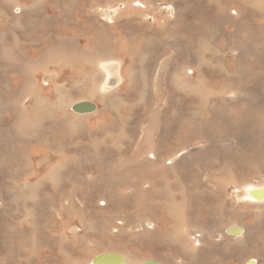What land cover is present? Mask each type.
<instances>
[{
    "label": "rangeland",
    "instance_id": "obj_1",
    "mask_svg": "<svg viewBox=\"0 0 264 264\" xmlns=\"http://www.w3.org/2000/svg\"><path fill=\"white\" fill-rule=\"evenodd\" d=\"M105 1H110V3ZM131 2H134V7L138 9L136 11L138 15H136V19H134L132 22L131 21L128 22L127 26L134 31L137 37L139 36L137 38V41L133 44V48L138 50L137 56L130 58L120 57L119 56L120 51L125 52L127 46L125 45L120 46V44L116 43V39L118 38V36H115L116 37L115 38L114 35L112 34H110V36L107 37L109 42H106V44L103 43L101 45H96V43L93 40V43L89 47L90 52L93 51L90 54L96 52H103L106 48H109L112 52H114V55L116 56L115 60H118L119 57L124 60L123 62L120 60L122 62L121 73L123 75H125L124 74L125 71L126 74L129 75L128 71L136 70L137 76H139V79H136V81H134L133 84L131 83L130 80L127 79L122 80L121 84L118 86L119 89L116 90V96H119V98H117L119 99L118 102L115 101V105L118 104L117 107L115 106L116 110L113 109L110 112L107 110L108 111L107 114L110 116L111 119L116 117V115L119 116L120 118L119 123H117L115 120L114 122L110 121L109 123L106 124L107 128L109 129L108 131L109 139L106 142V146L108 147V152H107V157L101 154L100 155L105 165L108 167L103 166V168H101L99 167V164H96L94 161H91V159L88 158V155L89 153H91L93 148L94 150L98 149V144L97 145L96 143L92 144V149L88 150L89 149L87 147L88 141L85 142L83 140L81 143L77 144L73 138H70L68 136L67 133L66 135L63 134L64 132L62 131H65L66 127L59 126L57 129H51L47 133H44V135L41 134L42 136H45V142L49 139L47 141L48 145L46 144L44 146L43 144H40L38 142L40 136H38L37 139H31L29 137L30 134L26 133L25 138L15 137L14 131L12 129L13 128L12 123L14 122V119H12V117L9 114L8 116L7 114L5 116V119L8 118L7 119V121L9 120L8 122L4 118H0V122H4L2 124L3 127L1 128L3 131L0 130V169H1L0 170V191H1L0 192V249H1L0 264H45L43 263L44 261L43 259L47 258L44 256L48 255V251H50L53 254L54 260L52 262V259H50L51 257H49V260L47 262L49 264H55L58 261L57 254H59L60 248L67 243V242L63 244L59 243L58 239L61 237L64 238L66 237V239H68V241H70L71 243L76 242L78 240L77 235L80 236V233L82 232L81 231L83 226V223L81 222L82 216H85V218L91 222L93 221L94 223H100L101 216H98L100 215L98 213L97 215L95 214L94 217H88L89 215L87 214V212H77L73 215H70L68 211L69 208L68 207L69 204L67 202L68 197L66 196V194L72 191V186L70 185H72V183L77 181V179H79V181L81 180L80 183L83 184L87 182L88 183L93 182L96 188L100 186V182L107 184L115 183L112 177L115 176L116 174H114L115 172H113L112 167L115 166V163L119 160H125L129 162L128 165L119 169H122V171H125L128 168H129L128 170H134L135 165L131 164V162H133L134 156L137 157L138 152H136L133 149H135L136 147L135 142H137L136 139L139 138L140 133L144 134L146 133V131L147 132L150 131L149 133H152L155 136L159 135L162 137L163 135H167V140L164 141L162 138H160V142H158L157 140L155 144L156 148L157 145L158 148L163 147L162 151L165 154H167L178 150L181 146L184 145H191V146L196 145L195 140H193L189 136V133L193 129H196V127L198 128L201 126V128H207L209 126H213L216 124V126L212 127L214 132L209 136V138L213 140L210 141V143L206 142V147L211 146L212 148H207L205 152H203L205 154L201 153L202 155L200 154V156L196 160L195 158H192L190 161H187L189 163L186 162V165L185 164L183 165V168L186 169V171L184 170L183 171L184 174L181 173L178 178L174 177V172L171 173V171L162 174L164 180L158 179L157 181L158 189L160 190L159 192L157 191L154 194L146 195L145 193L139 191L134 192L133 190H129V189L118 191L120 197L122 198V203H120V206L121 209L123 210L122 214H124L122 217L121 215H118V219L119 217H121V219L123 218L124 220H126L123 221L122 219L124 223V228H130L136 222L142 221L144 216H148L149 221L155 224L154 232L156 233V235L164 234L165 236L166 234H169L172 228L171 226L173 225V221L168 215V207L170 206L171 201L173 200L171 196H172V192H175L174 187H176L177 185L182 186L184 188L183 189L184 191L183 193H180L177 196L175 195L176 198L175 197L173 198L177 200V202H181L185 199L183 202L185 203L187 202V209L189 208L188 210H190L187 212V214L190 216H198L204 224H207L208 226H213L214 223L209 224L210 223L209 219H205V216H201L198 213H196L197 211L196 205L199 206V204H201L200 202L201 200H207L206 193L203 190L200 189L199 192L197 193L199 198L197 199L198 202H196V204L189 203L190 201L189 199L191 200L194 199L192 198L191 195L193 193L191 188H192L193 179L195 177V171L193 169H190V167L193 165V163H196L197 161H199L201 166L206 170L207 177L210 181L212 180V176L213 177L219 176L222 182H224L226 180L225 178H227V172L225 168L229 167L233 169L234 166L235 167L237 166V164L238 165L241 164L245 168H248L252 174H253V169H259V170L263 169L262 172L264 171V148L259 149V147H264V123H262V121L259 122V120L255 117L252 122V119H250L249 116H245V118H248V120L238 124L239 123L238 120L233 122V116L229 110L230 105L233 104L236 105V103L239 101L238 97L239 98L247 97L248 100L252 101L254 107L256 103H261L263 104L262 106H264V102L262 101L264 99L263 97L264 96V43H263L264 42L263 41L264 40V0H137V1L136 0H120V1L119 0H18L17 4H21V5L35 4V5H39L40 7L39 11L37 12L34 11L35 14L32 16L33 17L31 18L32 22H30L29 25L30 28L28 30L21 32L24 34V36L21 33H20L21 35L19 34L20 35L19 37H24L23 42L25 43V45H21V47L23 48V50L28 48L30 60L31 61L33 60L34 65L41 64V62H43V60L45 59V56H43L42 54L41 56L36 58L33 53L34 51L31 47H38V45H41L40 44L41 41L39 40L40 38L36 35V32L37 30H40V28L42 27L49 28L51 26L52 21L49 20L48 18H53L58 25V26L56 25V28L53 26L52 29H55L57 32L61 34L66 33L64 35L68 36V34L72 33V31L73 32L78 31L77 29L79 28L78 25L79 23L76 24V22H78L76 20L77 19L76 14L79 13V8L81 9L82 7L83 12L85 13V9L88 10L89 7L93 6V9L95 10H93L87 15L93 18L94 20L102 19L103 17L104 19H107V21L110 19L112 20L117 16V14L114 13L119 14L117 17L123 16L120 19L116 20L118 24H114L113 27H117V25L122 24L126 21V19L124 18H126L127 17L126 15H128L123 10V6L125 4L129 5L131 4ZM147 3L151 4L152 7L150 5L149 8H147L146 6ZM83 4H86V6L84 7ZM104 6L111 8L112 11L114 10L113 14L112 15L104 14L100 10H98L105 8ZM129 6L132 7V5ZM168 7H170L171 9ZM236 10L239 11V14L237 15H235L234 13V11ZM223 11H226L228 15L222 13ZM99 13H101L103 17ZM209 14L211 17L209 16ZM144 16L146 18H142V20L144 19L145 23H140L139 20L141 19L139 18ZM177 17L179 18L176 21ZM63 22H66L67 25L64 26ZM127 26L123 28L124 32L127 31ZM59 29H61V31H59ZM0 30H6V29L5 28L2 29L0 27ZM25 37H29V39L31 40L30 46ZM109 38H111V40ZM157 41H159V43ZM150 43L152 44L149 45ZM79 46L81 47L84 46L83 40H80ZM148 50L151 51L147 52ZM257 58L258 61L256 60ZM126 59L129 60L127 61ZM165 60H167V62ZM166 63L168 65H166ZM158 64L163 65L164 69H169L168 73L164 74L165 73L164 69H162L163 72L158 73L157 70L154 69V67L157 68ZM183 68L190 69L189 70L190 74L188 76L189 78L187 79L190 80L191 85H193L194 87H197L198 85L199 89L208 92V96L206 99H202L200 95H196L188 91L185 92L178 91L173 81L167 78V77H172L176 73L179 74L180 71L183 70ZM72 71L77 73L82 72V74H85L86 72L91 74L94 71V68H90L89 66L83 69H81L80 67H76L74 69H67V71H64L62 73H59V71L56 70V74L59 73V77L56 78V81L54 83L67 85L66 89H69L70 94H73L72 95L74 96V98L72 97L73 99L77 100L79 96L82 97L83 99L86 96L83 95L80 91L74 92V87L73 84L71 83L74 81L75 82L79 81L80 78L78 77L75 78V75L72 74ZM251 71L253 74L251 73ZM11 75L14 74L12 72H9L8 75L6 76V79H8L9 82H7V80L0 79V85L1 84L3 85L0 86V89L3 93L0 95V97H2L3 95L2 98H4L5 100H10L12 95H14L12 88L15 87L13 86V82L10 80ZM40 75H38V83L41 85L40 87L43 88L44 85H42L43 82L41 81ZM116 77L117 75L113 74L112 77L113 82L116 81ZM242 77L245 80L241 79ZM238 81L242 84L240 85ZM121 85L122 87H120ZM9 87L11 88V91L7 90V88ZM37 87L41 97L42 98L44 97L45 100L48 99L47 101H49L50 97L52 96L44 94V91L41 90V88L38 85ZM243 88L245 89V91ZM127 92L129 93V95ZM232 92L233 93L236 92L232 94L234 98L230 95ZM108 95L110 96L111 94L107 93L105 94V96L103 95V97H106ZM124 98L127 103L126 102L124 103ZM230 98L234 99L235 102L231 101ZM86 100L89 101L90 103H93L98 108L99 113L105 109L103 104L98 102V100H94V99L91 100L86 99ZM227 104H229V106ZM163 105L165 107H163ZM178 105L180 107H178ZM174 106L177 108L174 109ZM175 111L179 113L176 116H173L172 112ZM180 112H182L183 119L180 115ZM26 113L29 115V117L34 119L36 118L34 116V113L32 114L29 110ZM121 113L124 116H122ZM214 115H220V117H216L215 123L211 124ZM17 117H18V113H16L15 120L17 119ZM40 118L41 120H44V122H47L48 120V117H44L42 115ZM188 120L189 122H187ZM128 121L130 122V124L131 123L132 124L127 125V123H129ZM147 121H149V123ZM226 121H229L228 125H224V122ZM123 122L126 125H123L124 124ZM181 125L183 126V128L180 127ZM147 129H149V131ZM117 130L121 131V133H117ZM180 130L181 131L185 130L186 132L185 136L181 137L180 135H178V132ZM6 133H8L9 135ZM115 133L116 135L118 134L119 136L114 135ZM238 133L241 134L242 136V138H240V142L238 143L234 142L235 144H231L229 149L223 148L221 146L218 138L219 136H221L222 134H225L224 136H229L232 134L236 135ZM59 136H62L60 138V141L63 144L66 143L67 146L77 145V147L75 148L69 147L63 149V151H65V153H67L68 156H71L70 152L72 153L71 159L66 157V154L62 155L58 153L59 151L57 149V145L55 141L58 142L57 137ZM47 137L48 139H46ZM123 141L124 143L126 142L124 144L125 146L122 144ZM246 142L247 144L248 143L249 144L247 145ZM11 145L14 146L12 147ZM112 145H115L116 147ZM255 147H257L258 150H260L258 151V153H256L257 148ZM34 149L47 152V159L44 162V167L40 171L35 172V174H33L30 169V166H32L31 161H34V159L31 158V153L35 151ZM51 149L53 151H51ZM243 149L245 152H249V153L251 152L250 153L251 155L249 157L250 159L239 156V150L243 151ZM54 151L58 153V156L57 154H54ZM51 152L53 153L51 154ZM80 152L82 154L79 157ZM83 153L86 155H84ZM111 154L115 156H112ZM128 154L130 155V157H127ZM59 155H62L60 159H59ZM207 155L210 158L207 157ZM110 157L112 159H110ZM105 160L107 161L109 160L110 162L109 161L107 162ZM113 160L115 161L113 162ZM85 161L88 163H86ZM6 162H8L10 165V168L8 169L11 172L8 171L9 173L5 171L7 169L6 166H9L7 165ZM26 163H28L29 165H26ZM251 164L253 166H251ZM57 165H60L61 166L60 168L62 169L67 167L66 173H70L71 171L76 172V176L72 177L71 181L68 182L69 185H67L66 183V185L63 186V189L59 187L55 190V188H53V185H50L49 183H44L40 188L41 190L39 189L40 191L38 192V194L40 195H38L37 193L33 194L30 192H25L24 194L21 195L19 194L17 189L19 185L24 182L23 176L28 182V184L34 185L35 183H37V181L48 177V173L50 174V171L53 169L55 171V174L59 175L58 174L59 169L56 168ZM217 166H221L222 169L224 170L215 172L212 176H208L207 170ZM12 167H18L17 171H14ZM263 174L264 173L260 174L258 177L257 176L254 177L253 175H251L253 177L251 182L264 183ZM232 175L235 176V178H238V176L234 174ZM42 176L44 177L42 178ZM64 187L66 188V190ZM231 191L232 188L230 187L227 194H224L225 196L223 195L224 199H226L225 201L227 204L226 205L227 209H229L228 211H231L232 209H235L234 207L239 206L238 201L235 200L233 201ZM35 195H37V197ZM61 195L64 196L65 198L61 197ZM38 196H40V198ZM77 196H78L76 197L77 208H79L80 206L82 207L85 206L86 208H88L91 203H94L98 200L95 199L93 202L87 204L86 202L82 201V196L80 194H78ZM238 197L241 203L242 202L241 194H239ZM49 198L51 199L52 202L49 200ZM230 198L232 200H230ZM110 204L112 208L115 207L113 201L110 202ZM229 204H231V206L233 207L232 209L229 208ZM241 204L243 205V202ZM147 206H150L148 208V211H150L149 214H146L145 212L147 211H143L142 209L143 207H147ZM194 207L196 211L194 210ZM65 208H67V210ZM53 209H55L56 212ZM32 213H34L35 215ZM25 214H27L28 217ZM24 216H26L27 219L28 218L30 219V223L28 222L29 220L25 219L26 217ZM42 216L46 217V219L43 218ZM71 218H73L74 220H71ZM24 219L26 221H24ZM248 220L249 218L247 216H245L244 218H240L239 216L235 215L229 218L228 224L234 222L238 225L246 226L249 224ZM127 222H129L130 225ZM117 224L120 225L121 222H117ZM74 229L75 231H73ZM165 229L166 230L168 229V231L166 232ZM41 230L43 232H41ZM263 232H264V226H263ZM47 233L49 234L47 235ZM70 233L73 234L71 235ZM35 235H38L39 237ZM43 235L44 236L47 235L48 237L47 236L44 237ZM50 236L52 238H50ZM44 239L45 242H43ZM262 241L264 242V233H262ZM78 247L79 246L75 248L74 253L71 256L72 259L73 258L82 259L83 251L80 250V247L79 248ZM48 248H51V250H48ZM52 248L54 250H52ZM24 249H26L27 251ZM35 251H37L38 254ZM169 252L174 253V251L170 249L168 245H166L165 239L162 237H158L154 239L153 252H150L148 254L146 252H143V254L141 255L136 254V258H144L145 260L152 259L153 261H156L160 264L163 263L173 264L172 263L173 254L172 253L170 254ZM163 253H164V257H163ZM36 254L38 255V257L36 256ZM168 254L170 255V257H167ZM32 255L36 256L37 258L36 257L35 258L37 260L35 259L31 260L27 258L28 256H32ZM233 256L236 257L237 255H233ZM229 257H230L229 254H225V253L221 254L219 256V260L217 264H226V261H228ZM255 257L258 258L262 263V261H264V251L258 252L257 247L253 245L252 249L250 248L247 249V251L242 256V259L255 258ZM176 258L179 259L177 256Z\"/></svg>",
    "mask_w": 264,
    "mask_h": 264
},
{
    "label": "bare ground",
    "instance_id": "obj_2",
    "mask_svg": "<svg viewBox=\"0 0 264 264\" xmlns=\"http://www.w3.org/2000/svg\"><path fill=\"white\" fill-rule=\"evenodd\" d=\"M105 2L110 3V1H105ZM17 3H18V0H0V27L2 29L3 28L6 29V30H0V79L7 80V82H9V80L6 79V76L8 75L9 72H12L14 75L10 76V80L13 82V86L15 87V88H12L14 95H12L10 100H5L4 98H2L3 95H2V97H0V118L5 119L6 114H7V116L9 114L12 117V119H14V122L12 123L13 124L12 129L14 131L15 137L25 138L26 133L30 134L29 137L31 139H37L38 136H40V139L38 142L40 144H43L44 146L47 144V141L49 139L47 137L46 139H48V140L45 142V136H42L41 134L44 135V133H47L51 129H57L59 126L60 127H66V130L62 131V132H64L63 134L66 135V133H67L68 136L70 138H73L77 144L81 143L83 140L85 142L88 141V144H87V147L89 148L88 150L92 149V144H94V143H96V145L98 144V149L94 150V148H93L91 153H89L88 158H90L91 161H94L96 164H99V167H101V168H103V166L108 167L105 165V163L101 157V155L107 157V152H108V147L106 146V142L109 139V134H108L109 129L107 128L106 124L109 123L110 121L114 122L115 120L117 123H119L120 118H119V116L116 115V117L111 119L107 113H108V111L110 112L113 109L116 110L115 108L117 107L118 104L115 105V101L118 102V100H119V99H117V98H119V96H116V90L119 89L118 86L121 84L122 80H124V79L130 80L131 83L133 84L134 81H136V79H139V76H137L136 70H132V71L127 70L129 75L126 74V71L124 72L125 75H123L121 73V68H122L121 64L124 60L122 58H120V57H124V58L129 57L130 58V57L137 56V54H138V50L133 48V44L137 41V38L139 36L137 37L136 34L134 33V31L130 27L127 26L128 22H130V21L132 22L134 19H136V15H138V13H136V11L138 9L134 7V2H131V4H129V5H132L133 8L127 4H125V5L123 4L124 5L123 10L128 14V15H126L127 17L124 18V19H126V21L122 24L117 25V27H113L114 24H118L116 20L120 19L123 16L117 17L119 14L114 13V14H117V16H116L117 18L114 16L115 17L114 19H112V20L110 19L107 21V19H104L103 15L101 13H99L103 18L98 19V20H94L93 18H91L87 15L90 12H92L93 10H95V9H93V6L89 7L88 10L85 9V13L83 12V8L81 7V9L79 8V13L77 12L78 14H76L77 15L76 20L78 22L75 21L76 24L79 23L78 24L79 28L77 29L78 31L73 32L72 28H71L72 33H69L68 36L64 35L66 33L61 34V33L57 32L55 29H52L53 26L56 28L57 23L55 22V20L53 18H48L49 20L52 21L51 26L49 28L48 27H42V28H40V30H37V32H36V35L40 38L39 40L41 41V43H40L41 45H38V47H31L34 51L33 53H34V56L36 58H38L39 56H41L43 54V56H45V59L43 58L44 60H43V62H41V64L34 65L33 60L32 61L30 60L28 48L23 50V48L21 47V45H25V43L23 42L24 37H19V36L21 34L24 36V34L21 32L28 30L30 28L29 25H30V22H32L31 18H33L32 16L35 14L34 11L35 12L39 11L40 7H39V5H35V4L21 5V4H17ZM150 5L151 4L147 3V5H146L147 8H149ZM83 6L85 7L86 4H83ZM151 7H152V5H151ZM168 8H170V7H168ZM98 10H100L104 14H110V15H112L113 11H114V10L112 11V9L108 8V7L98 9ZM142 11H141V13H142ZM161 11H164V10H161ZM222 13H225L228 15V13L226 11H223ZM234 13H235V15H237V14H239V11L236 10V11H234ZM97 14H98V12H97ZM209 16H210V14H209ZM142 18H146V17L145 16L140 17L139 19H141V20H139V22L145 23L144 19L142 20ZM178 18L179 17L176 18V21ZM156 20H158V19H156ZM63 25L66 26L67 23L63 22ZM126 26H127V31L124 32L123 28ZM61 29H59V31H61ZM110 34L114 35V37L118 36V38L116 39V43L120 44V46L121 45L127 46L125 49V52L120 51V54H119L120 57L118 58V60H115L116 56L114 55V52H112L109 48H106L103 52H96V53L90 54L93 52V51L90 52V50H89V47L93 43V40L96 43V45H101L103 43L106 44V42H109L107 37L110 36ZM25 38H26V40L30 46L31 40L29 39V37H25ZM109 39L111 40V38H109ZM80 40H83V42H84V46H82V47L79 46ZM157 42L159 43V41H157ZM151 44L152 43H150L149 45H151ZM162 45H163V43H162ZM149 47H151V46H149ZM97 50H99V49H97ZM149 51H151V50H148L147 52H149ZM94 52H95V50H94ZM33 53H31V54H33ZM146 56H148V55H146ZM153 58H155V57H153ZM258 58L256 59L257 61H258ZM131 61H132V59H131ZM165 61L167 62V60H165ZM133 62H134V60H133ZM131 64H134V63H131ZM166 65H168V64L166 63ZM87 66H89L90 68H94V71L91 74H89L87 72L85 74H82V72L77 73V72L72 71V74L75 75V78L78 77V78H80V80L77 82L74 81L71 83V84H73L74 92L80 91L83 95L86 96V97L84 96L85 98L82 99V97L79 96V98H77V100H75V99H73L74 98V96H72L73 94H70L69 89H66L67 85L54 83L56 81V78L59 77V73L67 71V69H74L76 67H80L81 69H83V68H86ZM190 67H191V65H190ZM190 67H188V68H190ZM95 68H96V70H95ZM259 68H260V65H259ZM113 69H114V71H113ZM130 69H132V68H130ZM154 69H156L158 73H161V72H163L162 69H164V66L158 64L157 68L154 67ZM56 70H58L59 73L56 74ZM189 70L190 69L183 68V70H181L179 74L176 73L172 77H167V78H169L171 81H173V83H174V85L178 91H180V92L188 91V92L194 93L196 95H200L202 97V99H206L208 96V92H205V91H202V89H199L198 85H197L198 88L194 87L193 85L190 84V80L187 79V78H189L188 76L190 74ZM164 71H165L164 74H167L169 69H164ZM249 73H250V71H249ZM251 73H252V71H251ZM113 74L117 75L115 82L112 81ZM38 75H40L41 81L43 82V84H42V85H44V87L42 86L43 88H41L40 87L41 85L38 83ZM241 79H243V77ZM243 80H245V79H243ZM41 81H40V83H41ZM241 84L242 83H240V85ZM37 85L41 88V90L44 91V94L52 96V97H50L49 101H47L48 99L45 100L44 97L43 98L41 97ZM135 85H136V83H135ZM123 86H125V85H123ZM120 87H122V85ZM205 89H207V88H205ZM7 90L11 91V88L9 87V88H7ZM240 90H241V88H240ZM3 91H5V90H3ZM244 91H245V89H244ZM118 92H120V91H118ZM154 92H155V90H154ZM11 93H9V94H11ZM107 93H109L111 95L103 97V95L105 96V94H107ZM234 93H236V92H234ZM234 93L232 92L230 95L232 96V94H234ZM1 94H3V93L0 89V95ZM128 95H129V93H128ZM216 97H214V98H216ZM125 98H124V103L126 102ZM86 99L98 100V102L103 104L105 109L102 110L100 113L98 112V108L96 106H95V111L92 113H77V112H74L72 110V107L76 104L89 102ZM238 99H239V101L238 102L236 101L237 102L236 105L233 104V105L229 106V104H231L232 102L227 104L229 106V110L233 116V122L238 120V122H239L238 124H240L243 121L248 120V118H245V116H249L250 119H252V122H253L254 117H255L259 120V122L262 121V123H264V106H262L263 104L256 103V105L254 107V105L252 104V101L248 100L247 97H242V98L238 97ZM231 101L235 102L234 99H231ZM262 101L264 102V99ZM220 104H221V102H220ZM199 105H202V104H199ZM175 106H174V109L177 108ZM163 107H165V106L163 105ZM178 107H180V106L178 105ZM203 107H204V105H203ZM28 110L32 114L34 113V116L36 117L35 119L29 117V115L26 113ZM16 113H18V117L15 120ZM178 113L179 112L175 111V112H172V115L176 116ZM225 113H227V112H225ZM41 115L44 117H48L47 122H44V120H41V118H40ZM180 115L182 117V112H180ZM122 116H124V115L122 114ZM216 117H220V115H214L212 118L211 124L215 123ZM221 118H222V116H221ZM7 119L8 118H6L5 120L7 121ZM182 119H183V117H182ZM147 122L149 123V121H147ZM187 122H189V120ZM3 123L4 122H0V130L1 131H3L1 129L3 127V125H2ZM9 124H10V122H9ZM128 124H130V122L127 123V125ZM228 124H229V121L224 122V125H228ZM119 125H121V124H119ZM123 125H126V124L124 123ZM214 126H216V124L213 126H209L207 128H201V126L198 128L196 127V129H193L189 133V136L193 140H195L196 145H194V146L184 145V146H181L178 150H176L172 153H167V154H165L162 151L163 147L158 148V145H157V148L155 147L157 140H158V142H160V138H162L165 141V140H167V135H163L162 137L159 135L155 136L152 133H149L150 132L149 131L150 128H149V129H147L149 132L146 131V133H144V134L140 133L139 138L136 139L137 140V142H135L136 147L133 150L138 152L137 153L138 155H137V157L134 156V160H133V162H131V164L135 165L134 170H128L129 169L128 168L127 170L122 171V169H119V168H122V167L128 165L129 162H127L125 160H119L115 163V166L112 165L113 166L112 170H113V172H115L114 174H116L115 176L112 177L113 181L115 183L107 184V183L100 182V186H98L96 188V186L94 185L93 182H91V183L87 182L88 183L87 184L84 181L85 184H83V183H80L81 180L79 181V179H77V181H75L74 183L71 182L72 185H70V186H72V191L70 193L66 194V196L68 197L67 202L69 204L68 205L69 208L68 207L67 208H68L70 215H73L77 212H87V214L89 215V216L87 215L88 217H94V215L95 214L97 215V213H98V214H100L98 216H101V220H100V223H94L93 221L91 222L88 219H86L85 216H82V220H83V221L81 220V222L83 223L82 230H81L82 232L80 233V236L77 235L78 240L76 242L71 243L70 241H68V239H66V237L65 238L61 237L58 239L59 243H62V244L66 243V242L67 243L64 244L60 248L59 254H57L58 261L55 264H93L94 259L99 258L102 255H112L114 257H119L123 260L122 264H160L156 261H153L152 259H147L146 257L145 258L147 260H145L144 258H136V254L141 255V254H143V252H146L147 254L150 252H153L154 251V239L158 238V237L164 238L166 241V245H168V247L174 251V253L171 252L173 254V260H172L173 264H211V263L217 264V262L219 260V256L221 254H224V253L230 255L228 261H226V264H264V261H262V263H261V261L256 257L255 258H244V259H242V256L247 251V249H249V248L252 249L253 245L257 247L258 252L264 251V245H263L264 242L262 241V233H264L263 232V226H264V183H253V182H251V180L253 179V177L251 175H253L254 177L255 176L258 177L260 174L264 173V171L262 172L263 169L262 170L253 169V174H252L248 168H245L241 164L240 165L237 164V166L236 167L234 166L233 169L226 167L225 170L227 172V178H225L226 180L224 182H222V180L219 176H214V177L212 176L215 172L224 170V169H222L221 166H217V167H213V168H210L207 170L208 176H212V180L210 181L207 177L206 170L201 166L200 162L197 161L196 163H193V165L190 167V169H193L195 171V177L193 179L192 188H191L193 191V193L191 195H192V198H194V199L193 200L189 199L190 201L189 200L188 201H189V203H195L196 204V202H198L197 199L199 198L197 193L199 192L200 189L203 190L206 193L207 200H201L200 201L201 204H199V206L196 205L197 211L195 210V207H194V210L199 215L205 216V219H209V221H210L209 224L214 223L213 226H208L207 224H204L198 216H190L187 214V212L190 210H188L189 208L187 209V202L186 203L183 202L185 199L181 202H177V200H175L173 198V197H175V195L177 196L178 194L183 193V191H184L183 190L184 188L182 186L177 185L176 187H174L175 192H172V196H171L173 200L171 201V204L168 207V215L173 221V225L171 226L172 228H171L169 234H166L165 236H164V234L156 235V233L154 232L155 224L153 222L149 221L148 216H144L142 221L136 222L130 228H124L123 221H126V220H124L122 218L123 219V221H122V219H121V217L124 214H122L123 210L121 209V206H120V203H122V198L120 197L118 191H122L124 189H129V190H133L134 192L139 191V192L145 193L146 195L154 194L157 191L159 192L160 190L158 189L157 181H158V179L164 180V178L162 177V174H164L165 172L171 171V173L174 172V177L178 178L180 176V174L183 173L184 170L186 171V169L183 168V165L184 164L186 165L187 161H190L192 158H195V160H196L200 156L201 153L205 152V150L207 148H212L211 146L206 147V142L210 143V141L213 140V139L209 138V136L214 132V130L212 129V127H214ZM149 127H151V126H149ZM180 127L183 128L182 125ZM230 132H231V130H230ZM117 133H121V131L117 130ZM6 134H8V133H6ZM49 134H47V135H49ZM185 134H186L185 130H183V131L180 130L178 132V135H180L181 137L185 136ZM114 135H116V133ZM224 135L225 134H222L221 136L218 137L219 142L223 148H228V149L230 148L231 144H235L234 142H236V143L240 142V138H242L241 134H239V133L236 135L232 134L229 136H224ZM61 137L62 136L57 137L58 142L55 141V143L57 145V149L59 151L58 153L62 154V155L66 154V157L71 159L72 153L69 151L71 156H68L67 153H65V151H63V149L69 148V147L75 148V147H77V145L67 146L66 143L63 144L60 141ZM125 143L123 141L122 144L124 145ZM163 144H164V142H163ZM246 144H247V142H246ZM84 146H85V144H84ZM112 146H115V145H112ZM52 147H53V145H52ZM255 148H257V147H255ZM260 148H264V147H259V149ZM34 150L35 151L31 153V158H33L34 161H31L32 166H30V169H31L33 174H35V172H37V171H40L44 167V162L47 159V152L46 151H40L38 149H34ZM124 150H125V148H124ZM51 151H53V150L51 149ZM256 151H257L256 153H258V151H260V150H258V148H257ZM29 153H30V151H29ZM52 153L53 152H51V154ZM58 153L54 151V154H57V156H58ZM74 153H77V152H74ZM250 153L245 152L244 149H243V151L239 150V156H241L243 158H249L251 155ZM81 154L82 153L80 152L79 157L81 156ZM134 154H136V153H134ZM203 154H205V153H203ZM261 154H262V152H261ZM62 155H59V159L62 157ZM84 155H86V154H84ZM112 156H115V155H112ZM127 157H130V155L128 154ZM207 157H209V156L207 155ZM110 159H112V158L110 157ZM124 159H125V157H124ZM127 160H128V158H127ZM211 160H208V161H211ZM105 161H107V160H105ZM114 161L115 160H113V162ZM6 163H7V165H9L8 162H6ZM15 163H16V161H15ZM86 163H88V162H86ZM187 163H189V162H187ZM26 165H29V164L26 163ZM251 166H253V165L251 164ZM60 167H61L60 165L56 166V168L59 169L58 170L59 175H56L55 171L53 169L50 171V174L48 173V177H46L47 179L43 178L45 176L44 175V176H42L43 179L37 181V183H35L34 185L28 184V182L26 181V179L23 176L24 182L22 184H20L18 189H17L19 194L21 195V194H24L25 192L38 194V192L41 190L40 188L42 187V185L44 183H49L50 185H53V188H55V190L59 187L63 189V186L66 185V183H67V185H69L68 182L71 181V178L76 176V172L71 171L70 173H66L67 167H65L64 169H62ZM6 168H7L5 170L6 172H8V171L11 172L8 169V168H10V165L6 166ZM12 169L14 171H17L18 167H12ZM2 171H3V169H2ZM76 171H77V169H76ZM88 173H89V171H88ZM186 173H185V175H186ZM29 174H31V173H29ZM232 174L238 176V178H235V176H233ZM110 176H111V174H110ZM183 178H184V176H183ZM108 180H111V179H108ZM24 183H25V185H24ZM188 183H189V181H188ZM5 187H3V188H5ZM230 187L232 188V191H231L232 192V199H233V201L234 200L238 201L239 206H236L234 204L236 207H234L235 209H232L233 207L231 206V204H229V208L232 210L228 211L229 209H227V206H226L227 204L225 201L226 199H224V196H225L224 194H227ZM65 190H66V188H65ZM78 194H80L82 196V201L86 202L87 204L93 202L95 199H98V200L94 203H91L88 208H86L85 206H83V207L80 206L79 208H77L76 207V197H78L77 196ZM239 194H241V201L243 202V205L241 204L242 202L240 203V199L238 197ZM38 195H40V194H38ZM133 195H135V194H133ZM35 196L37 197V195H35ZM131 196H132V194H131ZM38 197L40 198V196H38ZM61 197H64V196L61 195ZM232 199L230 198V200H232ZM49 200L51 201L50 198H49ZM112 201L115 204L114 208H112L111 204H110V202H112ZM37 204H39V203H37ZM15 205H17V204H15ZM27 206H28V204H27ZM149 207L150 206L142 208L143 211H147V212H145L146 214L150 213V211H148ZM67 208H65V209L67 210ZM57 209H58V207H57ZM53 210H55V209H53ZM61 210H62V208H61ZM38 211H40V210H38ZM13 212H15V211H13ZM33 212H35V211H33ZM55 212H56V210H55ZM60 213H62V212H60ZM27 214H25V215L27 216ZM32 214H34V213H32ZM66 214H68V213H66ZM118 215H121V217H119V219H118ZM235 215L239 216L240 218H244L245 216H247L249 218V220H248L249 224L246 226L238 225L234 222H232L231 224H228L229 218H231L232 216H235ZM26 216H24V217H26ZM27 217L25 219H27ZM43 218L46 219V217H43ZM21 219H22V216H21ZM25 219H24V221H26ZM220 219H221V221H220ZM27 220H29L28 222L30 223V219L28 218ZM71 220H74V219L71 218ZM85 221H87V222H85ZM32 222H34V221H32ZM117 222H121V224L118 225ZM204 222H206V221H204ZM127 223L129 224V222H127ZM55 226H54V228H55ZM230 226L231 227L239 226L242 229V233L237 234V235L228 234L226 232V229ZM34 227H36V226H34ZM31 228H33V227H31ZM73 231H75V229ZM165 231L167 232L168 229L167 230L165 229ZM41 232H43V231L41 230ZM46 232H47V230H46ZM32 233H34V232H32ZM48 234L49 233H47V235ZM70 234L72 235L73 233H70ZM33 235H30V236H33ZM47 235H45V236L43 235V236L46 237ZM55 235H56V233H55ZM35 236H38V235H35ZM51 236H53V235H51ZM51 236H50V238H52ZM40 237H41V235H40ZM42 238H41V240H42ZM43 242H45V239L43 240ZM218 244L219 245L221 244V245L219 246ZM77 246H79L80 250L83 251L82 253H83L84 258L82 257V259H80V258L79 259L78 258L72 259V257H71ZM24 250H26V249H24ZM48 250H51V248H48ZM52 250H54V249L52 248ZM35 252L37 253V251H35ZM37 254H36V256L38 257ZM233 255H237V256L234 257ZM36 256L32 255V256H28L27 258L31 259V260L32 259L37 260ZM176 256L179 259H177ZM44 257H47V258L43 259L44 260L43 263H45V264H49L47 262L49 260V257H51L50 259H52V262L54 260L53 254L50 251H48V255H46ZM76 257H79V256H76ZM163 257H164V253H163ZM167 257H170V255L168 254Z\"/></svg>",
    "mask_w": 264,
    "mask_h": 264
},
{
    "label": "water",
    "instance_id": "obj_3",
    "mask_svg": "<svg viewBox=\"0 0 264 264\" xmlns=\"http://www.w3.org/2000/svg\"><path fill=\"white\" fill-rule=\"evenodd\" d=\"M72 110L77 113H92L95 111V105L93 103H79L72 107ZM226 232L231 235H237L242 233V229L239 226L228 227ZM120 260V261H119ZM123 260L119 257L112 255H102L99 258L94 259L93 264H122Z\"/></svg>",
    "mask_w": 264,
    "mask_h": 264
}]
</instances>
